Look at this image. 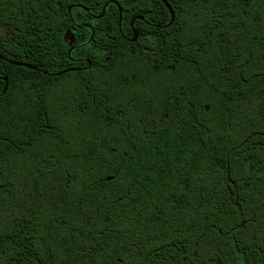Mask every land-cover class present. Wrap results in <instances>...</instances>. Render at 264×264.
<instances>
[{"label":"trees","instance_id":"16d2710c","mask_svg":"<svg viewBox=\"0 0 264 264\" xmlns=\"http://www.w3.org/2000/svg\"><path fill=\"white\" fill-rule=\"evenodd\" d=\"M115 1L0 0V264H264V0Z\"/></svg>","mask_w":264,"mask_h":264},{"label":"water","instance_id":"95a60500","mask_svg":"<svg viewBox=\"0 0 264 264\" xmlns=\"http://www.w3.org/2000/svg\"><path fill=\"white\" fill-rule=\"evenodd\" d=\"M113 1H114L115 4H117V6L119 8V23H120V20H121V9H120V5L117 3V1H115V0H113ZM161 1L165 4V6L168 8L171 16L173 17V11H172V8L169 5V3L166 0H161ZM101 15H102V13L100 15H98V17L101 16ZM131 25H132V23H131ZM132 30H133V36L130 38L131 41H133V40H135L137 38V30L134 29V28ZM0 57H1V55H0ZM15 63L18 64V65H25V66L30 67V68H36L35 66H33L31 64H27V63H23V62H15ZM58 73H61V72H58ZM4 80H5V86L4 87H6L7 78L4 77Z\"/></svg>","mask_w":264,"mask_h":264},{"label":"rangeland","instance_id":"374dc122","mask_svg":"<svg viewBox=\"0 0 264 264\" xmlns=\"http://www.w3.org/2000/svg\"><path fill=\"white\" fill-rule=\"evenodd\" d=\"M3 31H4V27L0 25V32H3Z\"/></svg>","mask_w":264,"mask_h":264}]
</instances>
